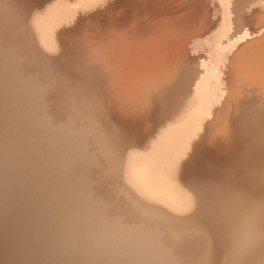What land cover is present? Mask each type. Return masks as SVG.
I'll return each instance as SVG.
<instances>
[{
	"label": "bare ground",
	"instance_id": "6f19581e",
	"mask_svg": "<svg viewBox=\"0 0 264 264\" xmlns=\"http://www.w3.org/2000/svg\"><path fill=\"white\" fill-rule=\"evenodd\" d=\"M0 264H264V0H0Z\"/></svg>",
	"mask_w": 264,
	"mask_h": 264
}]
</instances>
